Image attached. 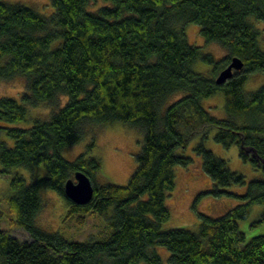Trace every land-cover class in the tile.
Returning <instances> with one entry per match:
<instances>
[{
	"label": "trees",
	"instance_id": "trees-1",
	"mask_svg": "<svg viewBox=\"0 0 264 264\" xmlns=\"http://www.w3.org/2000/svg\"><path fill=\"white\" fill-rule=\"evenodd\" d=\"M98 1L52 0L50 16L0 1V82L26 83L21 103L0 98V134L13 141L8 147L0 138V172L47 171L31 184L22 176L12 178V225L28 239L0 230V264H163L151 253L154 246L169 251L170 264H264V235L246 242L239 228L251 207H264V177L251 181L245 195H235L244 204L229 214L201 215L198 232L163 229L172 218L166 200L176 187L175 169L193 162L179 150L194 138L201 139L194 150L216 196L247 181L206 149L214 129L219 145H236L240 159L264 175V86L250 96L244 91L251 74H264L261 31L254 22L264 23V0H102L104 6L92 10ZM190 25L200 28L205 43L220 45L226 58L215 61L189 44ZM233 58L244 68L217 85ZM199 60L215 65L218 77L196 74ZM220 93L226 96L221 119L203 106ZM42 105L56 108L50 119L28 129L10 127L27 122L28 108ZM118 123L144 135L138 167L127 186L95 185L103 176L101 160L84 153L69 162L62 151L81 143L91 128ZM95 145L94 140L89 148ZM76 172L94 186V199L85 207L65 195ZM43 188L66 198L69 214H78L82 224L89 214L108 218L109 238L69 242L42 231L35 219Z\"/></svg>",
	"mask_w": 264,
	"mask_h": 264
},
{
	"label": "rangeland",
	"instance_id": "rangeland-1",
	"mask_svg": "<svg viewBox=\"0 0 264 264\" xmlns=\"http://www.w3.org/2000/svg\"><path fill=\"white\" fill-rule=\"evenodd\" d=\"M2 1V0H0ZM13 5H25L36 10L44 16H50L54 13L52 0H3ZM104 6V2L99 0L98 3L91 6L92 10H97ZM257 28L261 31V47L264 51V23L254 21ZM189 44L198 46L202 54H210L215 61L224 60L227 53L218 44L205 43L200 28L197 25L186 27ZM215 65L206 64L202 60L197 61L194 71L197 74L214 77L213 72ZM235 72L234 74H237ZM219 76V75H218ZM216 76V77H218ZM264 86V74L253 73L249 77L245 86V93L252 95ZM26 92V83L22 78H17L12 82H0V98H13L21 103L22 95ZM179 94L171 100H177ZM67 99H62V102ZM171 103V102H170ZM226 96L220 93L203 101V106L208 112L219 119L225 118ZM66 104V103H65ZM52 111L56 108L48 105L39 106V108H28V121L11 125L10 127H21L28 129L36 120L47 121L51 117ZM89 130V135L73 147L65 148L62 156L69 162L75 161L79 156L87 153L89 156L98 157L103 165L102 177L95 179L94 184L127 186L133 173L138 167L137 156L140 154L143 145V133L139 129L131 128L124 124H114L104 128L93 127ZM216 130H212L208 139L204 142L206 149L212 151L220 159H225L227 167L233 172H238L245 177L247 184L244 187L234 186L228 188L227 193L223 196H216L214 192V182L203 171V160L194 150L200 143V137L194 138L185 150H179L186 157L192 158L189 167H176V187L166 200V205L172 215L167 223L163 224V229L170 231L172 229H186L192 233L198 232L200 227V216L207 215L211 218H217L229 214L237 206L244 204V201L236 197L243 196L247 192L248 184L255 179L263 178L264 175L260 170L253 169L248 163L243 162L239 157V148L233 145L230 149L224 148L215 141ZM0 138L7 143V146H13V141L6 137L4 133ZM95 140V147L90 149L89 146ZM2 170L0 165V171ZM22 176L28 184L35 180L47 177V171L44 167H33L31 169L20 167L11 168L6 174L0 172V230L7 231L17 236L23 241L28 237L25 232L16 229L12 225L15 220V214L9 210V203L13 191L11 190L12 178ZM75 180V176L74 179ZM43 202L42 211L35 219L36 225L42 230L51 234H58L65 241L69 242H87L89 240H106L112 233L108 225V218L100 214H89L86 216L85 223L80 222V216L70 215L69 202L62 198L56 191L43 188L40 193ZM234 195V196H231ZM113 209L109 212L110 216ZM264 207L256 205L251 207V215L245 221H240V232L246 236V242L251 241L258 236L264 235ZM155 252L162 258L163 264H170V253L165 247L154 246L151 253ZM146 264V262H142Z\"/></svg>",
	"mask_w": 264,
	"mask_h": 264
},
{
	"label": "water",
	"instance_id": "water-1",
	"mask_svg": "<svg viewBox=\"0 0 264 264\" xmlns=\"http://www.w3.org/2000/svg\"><path fill=\"white\" fill-rule=\"evenodd\" d=\"M244 68V63L241 59L233 58L228 68L219 73L216 80L217 85L225 84L235 75V72H240ZM75 180H70L65 185V195L69 201L74 205L85 207L90 204L94 199V186L87 175L81 172L75 173Z\"/></svg>",
	"mask_w": 264,
	"mask_h": 264
}]
</instances>
